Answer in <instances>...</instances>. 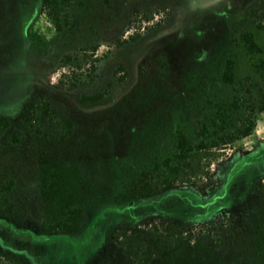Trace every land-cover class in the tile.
Instances as JSON below:
<instances>
[{
  "label": "rangeland",
  "instance_id": "374dc122",
  "mask_svg": "<svg viewBox=\"0 0 264 264\" xmlns=\"http://www.w3.org/2000/svg\"><path fill=\"white\" fill-rule=\"evenodd\" d=\"M72 10L80 25L56 32L42 0H0V113L11 120L0 135V183L14 177L16 202L12 216H0V256L24 264H127L112 230L172 216L202 226L203 234L195 246L184 240L148 264H264V111L211 176L140 198L131 184L170 153L172 135L203 112L206 96L230 95L221 81L226 58L235 57L238 78L248 73L254 57L237 46V35L253 30L264 44L256 27L264 23V0H78ZM139 25L141 37L118 43ZM32 29L45 36L46 49L31 47ZM77 52L80 59L63 60ZM70 71L75 85L60 82ZM100 91L106 94L98 101L82 99ZM39 95L56 107L42 135L18 115ZM63 115L74 124L67 137ZM42 175L58 185L42 187ZM67 205L84 208L85 228L45 232ZM145 238L154 243L150 232Z\"/></svg>",
  "mask_w": 264,
  "mask_h": 264
},
{
  "label": "trees",
  "instance_id": "16d2710c",
  "mask_svg": "<svg viewBox=\"0 0 264 264\" xmlns=\"http://www.w3.org/2000/svg\"><path fill=\"white\" fill-rule=\"evenodd\" d=\"M105 3L108 0H103ZM78 0H42V13L52 22L56 32L74 29L80 25V18L73 12ZM264 19V18H263ZM160 20L147 29H155ZM138 26L135 32L127 38L119 39L123 44L135 41L141 37ZM258 30H264L262 18L256 22ZM140 28V29H141ZM30 45L33 49H46L47 39L39 31L28 32ZM238 47L245 55L254 57L248 73L238 78L235 57H228L223 63L221 81L230 86V95L214 99L206 96L205 107L201 114L195 115L189 126L179 127L172 135L170 153L156 157L144 168H141L132 179V195L134 198L156 194L169 190L176 185L197 183L204 177L211 176L213 165L219 163L228 154L235 143L250 136L257 125L260 112L264 111V44L257 38L253 30L244 29L237 35ZM96 46H92L95 49ZM80 59L79 53H67L65 62ZM123 67V66H122ZM165 62V70H168ZM94 66L92 65V71ZM74 71L63 74L60 82L75 85L77 83ZM92 76V75H90ZM89 76V77H90ZM67 79L65 80L64 79ZM124 76H120L123 79ZM92 78V77H91ZM105 91L83 96L85 101H98L105 96ZM56 107L48 95H39L24 102L20 111L21 121L37 135L44 133V122L53 119ZM11 120L0 113V135L10 127ZM62 137L73 132V120L63 115L60 121ZM22 131L16 130L12 141H20ZM40 185L54 188L58 185L57 178L42 175ZM15 186L14 177L0 183V216L10 217L16 211V202L12 197ZM85 210L80 205H67L59 218L46 223L43 229L47 233H74L85 228ZM152 234L154 243L147 241L145 233ZM203 234V227L191 225L185 220L172 216L147 218L134 224L125 223L111 232V237L125 254L127 264H148L159 251H168L187 241L190 245L197 244V238ZM229 239H234V233H228ZM222 239L213 241L216 247L221 246ZM195 251L191 250V255ZM0 264H24L17 255L0 256Z\"/></svg>",
  "mask_w": 264,
  "mask_h": 264
}]
</instances>
